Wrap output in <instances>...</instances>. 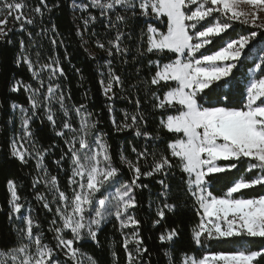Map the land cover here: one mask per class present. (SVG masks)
I'll return each mask as SVG.
<instances>
[{"label":"snow or ice","instance_id":"obj_1","mask_svg":"<svg viewBox=\"0 0 264 264\" xmlns=\"http://www.w3.org/2000/svg\"><path fill=\"white\" fill-rule=\"evenodd\" d=\"M40 4L48 7L45 0H40ZM26 7L24 0H0V41L11 31L5 27L9 17L20 22L21 32L26 31L25 24L34 23V17L24 15ZM89 7L99 9L108 28L125 23L129 14L137 20L143 18L146 32L142 29L141 41L146 37L145 51L167 59L150 60L149 67H155L150 80V86L155 88L151 93L155 100L153 108L161 110L159 125L170 134L168 154L160 153L157 158L156 152L150 153L147 146L143 151L133 146V161L121 151L119 163L131 173L130 179H125L104 134L98 130L99 121L93 119L84 104L69 108L60 84L53 83L65 75L59 59L50 57L47 63H41L37 52L34 62L23 54L25 43L21 39L22 55L17 57V65H27L39 87L16 81L10 89L18 92L23 88L29 104L28 108L11 105L13 112L19 110L20 132L9 145L10 156L21 164L30 159L36 161L40 176L34 179L33 188L43 183L52 196L48 200L37 194L36 199L48 212H53L55 205L49 228L54 233L55 247L44 243L42 232L33 231L40 225L34 222L30 208L25 210L27 215L22 212L25 206L17 184L8 180L9 220L19 221L20 226L16 229L17 244L6 251L0 249V264H62L58 253L64 257L63 264H97L93 256L82 251L81 242L90 240L98 246V233L110 219L118 223L123 236L126 264H141L148 248L143 246L140 221L132 211L138 207L135 191L147 187L142 178L162 177L157 183L161 185L163 201L157 204L158 219L153 221L154 227L159 225L165 219V210L173 214L177 210L176 204L168 202L170 185L166 183L175 167L184 174L183 183L193 201L198 222L191 229V239L201 250L200 254L182 252L179 264H264V247L250 248L257 241L264 244V0H90L88 5L74 0V10L84 12ZM34 11L43 15L39 6ZM95 20V16L89 15L83 22L87 27ZM152 21L163 24L165 30L153 26ZM230 29L235 35L229 33ZM28 36L32 40L30 32ZM123 36L118 30L107 48L99 40L96 46L109 57L126 55ZM51 42L55 45L57 41L53 38ZM209 45L214 47L209 49ZM107 64V82L101 79L100 84L108 100H114V85L122 86L123 81L111 68L110 60ZM241 68L245 69L243 73ZM241 76L243 79H238ZM237 92L242 97L239 107L233 106ZM135 104L139 109V99ZM53 105H58V109ZM41 109L66 146L55 163L69 173L68 191L61 189L57 176L49 177L43 164L48 149H37L33 140L30 125ZM112 111L109 105V112ZM57 112L61 114L59 130ZM123 117L120 123L112 117L117 131L135 128L137 137L161 139L140 130L138 123L144 121V116L139 111L124 112ZM149 157L152 163L147 171H142L140 161L147 163ZM64 161L68 163L67 169L63 167ZM233 170L239 178L222 195L214 194V182ZM247 190H255V194H248ZM125 229L131 232L126 233ZM179 235L177 228H166L158 237L161 245L171 246L163 249L166 264H177L174 246ZM213 244L239 247L232 251H208ZM112 256L115 261V251Z\"/></svg>","mask_w":264,"mask_h":264},{"label":"trees","instance_id":"obj_2","mask_svg":"<svg viewBox=\"0 0 264 264\" xmlns=\"http://www.w3.org/2000/svg\"><path fill=\"white\" fill-rule=\"evenodd\" d=\"M24 3L27 5L24 15L34 17V23L25 24L26 31L21 32L18 30L20 22H15L9 17L6 28L11 29V31L3 41H0V249L5 251L17 244L16 229L20 226L19 221L9 220L8 180H14L17 184L21 203L25 206L22 212L27 215L25 210L30 208L34 222H38L40 225V228H34L33 231L42 232L44 243L55 247L54 233L49 230L55 205H53V212H48L43 208L42 202L36 199L37 194L45 195L48 200L52 199L43 183L33 188L34 179H38L40 176L39 170L36 168V161L30 159L26 164H21L10 156L9 145L13 137L20 132L19 110L13 112L11 105L19 104L26 108L29 107L28 93L23 88L18 92H12L10 89L16 81L31 84L34 88L39 87L37 81L32 78L28 71L27 65L22 62L17 65V57L22 55L20 50L21 39L25 43L23 54H27L34 62L37 60V52L40 53L39 61L41 63H47L50 57L59 59L65 75L58 77L53 83L60 84L65 96V104L69 108L73 105L84 104L87 110L92 113L93 119L99 121L98 130L104 134V139L110 145L114 162L121 167L125 179H130L131 173L128 172L126 165L119 163L121 151L128 159L135 161L136 156L131 150L132 147L135 146L138 151H143L147 146L148 151L150 153L155 151L158 158L160 153L168 154L166 145L170 136L159 125L162 118L161 110L153 108L155 100L151 93L155 91V88L150 86V80L154 75L155 67H149L150 60L161 59L163 62H167V59L145 51L147 47L146 37L143 42L141 41L142 29L146 32V25L142 22L143 18L137 20L129 14L125 23L118 24L116 28H108L106 27L107 21L100 16L99 9L89 7L84 12L78 9L74 10V0H45L47 8L40 4V0H24ZM75 3L88 5L90 0H75ZM37 6L41 8L42 16L34 11ZM89 15L95 16L96 20L90 21L86 27L83 21ZM113 22L115 23L114 16ZM152 24L159 30H165L164 25L157 21H152ZM53 26H55V31L52 30ZM239 27L236 25L237 30ZM118 30L124 33L122 46L126 47L128 52L126 55L109 57L106 51L96 46V41L99 40L104 43L107 48L108 41L115 39ZM29 32L32 34V40H29ZM229 33H232L231 29ZM53 38L57 41L55 45L51 42ZM257 39L259 40L260 37L258 36ZM7 40H11V43H8ZM213 47V45L208 46L209 49ZM141 52L144 54L141 55ZM109 60L111 61V68L123 81L122 86L114 85V100H108L100 84L101 79L107 82L109 67L107 62ZM248 63L249 66H252L251 61ZM240 71L243 73L245 69L241 68ZM101 73L104 75L101 76ZM42 75L45 79L46 88L47 74ZM238 79H243V76L238 77ZM159 94L162 95V92ZM137 99L140 101L139 109L136 108L135 104ZM241 99L240 92H237L233 98V106L239 107ZM109 105L113 109L111 113L109 112ZM58 107V105H53L54 109H58ZM136 111L144 116V121L138 123L140 130L142 132L147 131L153 136L159 135L160 140L149 141L143 135L137 137L135 128L117 131L113 127L111 122L113 116L117 123H120L124 119V112L134 113ZM60 116L61 114L57 112L56 130H59L61 124ZM72 122L73 124L76 123L74 114ZM30 127L36 148L48 149L43 164L49 173V177L57 176L61 189L68 191L67 176L69 173L61 171L55 163L62 152L66 151L64 141L55 135V130L47 122L42 109L37 112ZM151 163V157L147 163L141 160L142 171H147ZM173 163H176L174 159ZM63 167L67 169V161L63 162ZM161 178L158 175L147 179L142 178L141 182L147 187L138 188L135 191L138 207L132 211L140 221L143 246L148 248L141 264H166L163 249L171 248V246L161 245L158 240L159 235L166 228H177L180 233L174 246V257L177 264H179L182 252L200 254L201 251L196 248L191 239V229L198 222V218L195 214L192 198L187 194L186 185L183 183L184 174L179 170V167L173 168L166 178V183L170 185L168 202L176 204V213L173 214L165 210V219L159 225L153 226V221L158 219L155 214L156 206L163 201V197L160 195L161 185L157 183ZM238 178L239 174L236 170L223 174L218 182H214L211 190L218 196L222 195L230 183ZM247 193L255 194V190H247ZM124 231L130 233L131 229ZM97 239L99 240L98 246L90 240L81 242L82 251L93 256L97 264H126L123 236L118 223L110 219L101 228ZM129 247L132 248L133 245H129ZM238 247L239 245L216 246L213 244L208 251H232ZM259 247H264V244L259 241L250 245L252 250H258ZM113 251L117 254L115 261L112 256ZM58 255L63 264V255L59 253Z\"/></svg>","mask_w":264,"mask_h":264},{"label":"rangeland","instance_id":"obj_3","mask_svg":"<svg viewBox=\"0 0 264 264\" xmlns=\"http://www.w3.org/2000/svg\"><path fill=\"white\" fill-rule=\"evenodd\" d=\"M5 27H6V25H5Z\"/></svg>","mask_w":264,"mask_h":264}]
</instances>
